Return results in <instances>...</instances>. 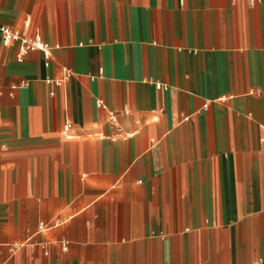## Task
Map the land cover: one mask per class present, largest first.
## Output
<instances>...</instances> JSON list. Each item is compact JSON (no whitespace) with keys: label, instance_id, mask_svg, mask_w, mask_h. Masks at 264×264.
<instances>
[{"label":"crops","instance_id":"0c3cea01","mask_svg":"<svg viewBox=\"0 0 264 264\" xmlns=\"http://www.w3.org/2000/svg\"><path fill=\"white\" fill-rule=\"evenodd\" d=\"M0 26L47 53L0 35V264H264V0H0Z\"/></svg>","mask_w":264,"mask_h":264},{"label":"built area","instance_id":"2783aa9c","mask_svg":"<svg viewBox=\"0 0 264 264\" xmlns=\"http://www.w3.org/2000/svg\"><path fill=\"white\" fill-rule=\"evenodd\" d=\"M0 35H1L2 42L4 44H8V43H11L13 41L20 42V47H21V50L23 52L27 48H36V49H42V50H44L43 49V46L40 43H37L35 41L30 40L26 36L21 35L17 31H14V30L10 29L7 26H0ZM45 55H47L46 51H45ZM98 104H101V103L98 102ZM65 128L66 129L70 128V123H67L65 125ZM65 246L66 245L64 244V247Z\"/></svg>","mask_w":264,"mask_h":264}]
</instances>
